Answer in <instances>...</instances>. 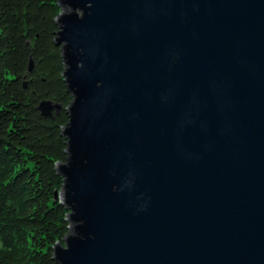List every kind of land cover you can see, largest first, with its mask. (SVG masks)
<instances>
[{"label":"water","instance_id":"1","mask_svg":"<svg viewBox=\"0 0 264 264\" xmlns=\"http://www.w3.org/2000/svg\"><path fill=\"white\" fill-rule=\"evenodd\" d=\"M58 2L53 259L264 264V0Z\"/></svg>","mask_w":264,"mask_h":264},{"label":"trees","instance_id":"2","mask_svg":"<svg viewBox=\"0 0 264 264\" xmlns=\"http://www.w3.org/2000/svg\"><path fill=\"white\" fill-rule=\"evenodd\" d=\"M60 11L58 0H0V264H59L53 246L69 230L56 168L71 101Z\"/></svg>","mask_w":264,"mask_h":264},{"label":"rangeland","instance_id":"3","mask_svg":"<svg viewBox=\"0 0 264 264\" xmlns=\"http://www.w3.org/2000/svg\"><path fill=\"white\" fill-rule=\"evenodd\" d=\"M47 108V110H48V106L46 107ZM46 110V109H45ZM51 110V109H50ZM60 195V194H59Z\"/></svg>","mask_w":264,"mask_h":264}]
</instances>
